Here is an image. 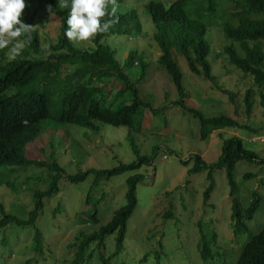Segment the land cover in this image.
Instances as JSON below:
<instances>
[{"label":"rangeland","instance_id":"obj_1","mask_svg":"<svg viewBox=\"0 0 264 264\" xmlns=\"http://www.w3.org/2000/svg\"><path fill=\"white\" fill-rule=\"evenodd\" d=\"M148 1L116 0V11L135 10L141 30L109 33L101 39L115 50L120 64L132 50L138 51L147 63L145 76L139 81L136 65L128 69L138 96L150 105L138 108L135 127L100 123L95 132L75 124L45 121L40 133L28 143L25 155L40 161L54 159L68 175L135 160L132 139L141 155H150L157 147L153 161L108 178L95 179V175L89 173L83 181L70 183L60 177L58 192L42 198L43 207L35 220V227L41 232L40 251L33 249V226L8 223L0 229V264H22L25 260L29 264H71L76 237L80 232L96 230L108 222L114 210L125 203L126 178L136 173L143 174V178L135 186L136 203L126 220L123 250L111 258L110 264L111 261L115 264H154L156 261L158 264H234L244 242L264 225V163L242 158L234 165L235 190L230 196L242 209L249 205L253 192L260 196L254 215L244 222L246 232L239 235L233 230L232 201L224 168H212L213 186L206 202H203V192L209 182L207 170L187 172L195 154L206 164L216 162L223 139L234 135L242 140L245 148L254 151L258 159L264 158V112L260 95L264 93V81L255 82L251 75L231 64L222 52L224 46L232 45L242 54L238 44L227 39L222 29L225 21L236 24L230 14L235 11L236 0H215L214 13L200 8L197 1L193 3L196 6L192 15L206 27L204 39L209 48L207 60L213 82L191 72L185 59L171 48V58L181 73L186 107L196 109L204 117L226 115L255 128L213 129L205 139L200 138L199 119L173 103L178 95L171 76L157 61L160 50L153 39L154 25L145 9ZM156 1L168 6L173 0ZM111 7L109 5V9ZM41 9L46 12L39 10L33 14L32 9L24 5L18 19L25 24L28 22L30 29L37 31L41 46L48 47L58 39L59 17L45 7ZM71 42L75 48L93 46L90 38ZM4 52L7 56V49ZM114 84L106 82L104 93L112 95ZM220 88L229 91L232 100ZM247 89H251L252 101L249 114L244 103ZM51 108H54L53 102ZM49 175L50 170L43 166L0 165L3 180L0 203L5 211L27 219L34 207L33 192L48 188ZM94 210L95 218L90 216ZM168 210L172 216H165ZM202 235L214 237L209 243L211 256L205 260L197 246ZM115 236L116 232L107 235L103 247L92 243L87 250L91 252L90 259L85 264H100V255L107 256L114 249Z\"/></svg>","mask_w":264,"mask_h":264},{"label":"trees","instance_id":"obj_2","mask_svg":"<svg viewBox=\"0 0 264 264\" xmlns=\"http://www.w3.org/2000/svg\"><path fill=\"white\" fill-rule=\"evenodd\" d=\"M196 1L200 3V8L214 13L215 0H173L168 6L161 1L150 0L145 4V9L155 28L153 39L160 50L157 61L169 73L177 91L178 98L173 103L199 119L200 138L205 139L213 129L249 127L226 115L204 117L196 109L186 107L184 103L185 93L181 84V73L171 58V48H175L185 59L191 72L202 75L210 82L214 81L207 60L209 48L204 39L206 27L201 20L192 15L196 6L193 3ZM29 2L33 14L39 10L45 11L41 9L45 7L50 13L59 17L58 39L48 47H42L37 31L31 29L30 39L21 54L13 61L0 60V165L46 167L50 170V182L47 189L34 191V207L29 211L27 219H20L7 213L0 203V229L8 223L33 226V249L38 252L42 240L41 232L35 227V220L43 207L42 198L58 192L57 181L60 177H64L70 183L83 181L89 173H93L95 179L108 178L125 170L137 169L143 164L150 165L157 147H154L150 155H141L131 139L135 160L119 163L111 168H88L68 175L54 159L48 162L26 157V146L40 133L45 121L75 124L95 132L98 131L100 123L113 126L125 125L131 128L135 127L134 116L138 108L150 107L149 103L140 99L136 86L128 76V69L136 65L138 68L136 80L144 78L147 63L142 55L136 50L129 51L123 64H120L115 57V50L101 42V39L109 33L124 34L132 29L140 32L141 24L134 9L125 13L116 11L115 22L106 31L90 37L93 46L81 49L75 48L72 42L64 37L67 8L61 9L58 0H29ZM189 3L190 7H188ZM230 14L231 18L236 19V24L225 21L223 33L227 39L238 44L242 54H239L232 45L224 46L222 52L226 54L231 64L245 74L251 75L255 82L262 83L264 81V46L262 45L264 0H236L235 11ZM109 19L113 17L106 15L101 18L102 21ZM4 50L0 49V56H4ZM109 81L115 83V91L112 95L104 93L105 84ZM223 91L228 93L232 100L231 93L227 90ZM260 95L264 112V93L261 92ZM52 102L54 108H51ZM244 103L246 113L249 114L252 106L251 89L245 91ZM249 129L255 130V128ZM242 158L264 163V158L258 159L257 154L245 148L242 140L235 135L223 139L221 153L216 162L206 164L200 155L193 156V164L187 172L207 170L206 177L209 182L203 192V202L208 200L212 190V168H224L229 184V196L233 194L235 190L233 168ZM142 178L141 173L126 178L125 203L114 210L105 225L87 233L80 232L76 237V249L71 264H85L90 259L91 252L87 253L89 246L95 243L96 247H103L105 237L114 232H116L114 249L107 256L100 255V264H110L111 258L123 250L126 220L136 203L135 186ZM2 182L0 177V184ZM230 197L231 219H234L233 230L235 235H239L246 230L244 222L254 215L260 196L258 192H253L252 200L244 209L232 196ZM87 199L88 194L85 203L88 202ZM90 216L95 218V210ZM165 216H172L171 211L168 210ZM210 241H214V237L202 235L197 245L204 260L211 256ZM25 264H29V261L27 260ZM111 264L115 263L111 261ZM155 264L158 262L156 261ZM234 264H264V225L244 242Z\"/></svg>","mask_w":264,"mask_h":264},{"label":"clouds","instance_id":"obj_3","mask_svg":"<svg viewBox=\"0 0 264 264\" xmlns=\"http://www.w3.org/2000/svg\"><path fill=\"white\" fill-rule=\"evenodd\" d=\"M58 3L61 9H68L64 21V37L68 41H85L98 32L106 31L115 22L116 0H58ZM24 5L30 8L31 3L29 0H0V49H7V56L5 53L0 56L3 62L15 60L30 39L31 26L18 19ZM109 5L112 6L111 9ZM106 15L113 19L102 21L101 18Z\"/></svg>","mask_w":264,"mask_h":264}]
</instances>
